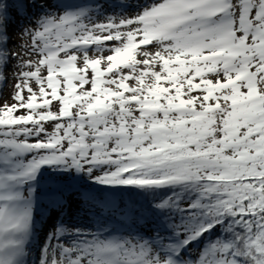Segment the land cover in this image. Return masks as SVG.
I'll return each instance as SVG.
<instances>
[{
  "label": "snow or ice",
  "instance_id": "obj_1",
  "mask_svg": "<svg viewBox=\"0 0 264 264\" xmlns=\"http://www.w3.org/2000/svg\"><path fill=\"white\" fill-rule=\"evenodd\" d=\"M0 264H264V0H0Z\"/></svg>",
  "mask_w": 264,
  "mask_h": 264
},
{
  "label": "rangeland",
  "instance_id": "obj_2",
  "mask_svg": "<svg viewBox=\"0 0 264 264\" xmlns=\"http://www.w3.org/2000/svg\"><path fill=\"white\" fill-rule=\"evenodd\" d=\"M13 39H16L17 40V39H19V37L14 33ZM8 74L11 75V69L9 70V73ZM14 83H15L14 80H9L7 86L3 88V98H4L5 101L8 100L9 93H11V91H12V85ZM49 231H51V229H49Z\"/></svg>",
  "mask_w": 264,
  "mask_h": 264
},
{
  "label": "trees",
  "instance_id": "obj_3",
  "mask_svg": "<svg viewBox=\"0 0 264 264\" xmlns=\"http://www.w3.org/2000/svg\"><path fill=\"white\" fill-rule=\"evenodd\" d=\"M132 2L134 3V2H135V0H132ZM14 40H16V39H14ZM12 47H14V45H12Z\"/></svg>",
  "mask_w": 264,
  "mask_h": 264
}]
</instances>
